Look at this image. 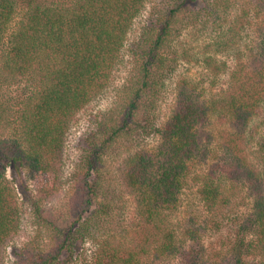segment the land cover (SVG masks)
I'll return each instance as SVG.
<instances>
[{
    "label": "trees",
    "instance_id": "16d2710c",
    "mask_svg": "<svg viewBox=\"0 0 264 264\" xmlns=\"http://www.w3.org/2000/svg\"><path fill=\"white\" fill-rule=\"evenodd\" d=\"M19 1L0 0L1 68L30 76L38 90L19 109L15 136H2L13 120L0 105V264L9 249L18 264H59L85 238L95 244L87 264H144L148 254H173L166 220L190 182L214 220L229 216L236 190H246L252 217L235 220L228 252L231 264H264V0H163L138 33L135 20L148 0H22L26 9L7 41ZM125 48L131 67L122 103L82 139L72 218L62 226L44 206L64 192L69 132L112 86ZM198 65L205 73H192ZM225 75L227 84L218 86ZM170 79L174 103L157 123L156 105ZM134 136L156 141L118 166L138 218L126 244L108 232L109 206L100 202L93 176L114 143ZM21 197L30 200L40 228L19 247ZM187 264L209 263L192 251Z\"/></svg>",
    "mask_w": 264,
    "mask_h": 264
},
{
    "label": "rangeland",
    "instance_id": "374dc122",
    "mask_svg": "<svg viewBox=\"0 0 264 264\" xmlns=\"http://www.w3.org/2000/svg\"><path fill=\"white\" fill-rule=\"evenodd\" d=\"M45 3H64L72 4L74 0H40ZM163 0H148L144 10L135 20L133 32L138 33L146 16ZM17 12L7 30V41L10 33L17 26L20 18L26 9L25 3L18 2ZM4 39V41H5ZM1 55V54H0ZM126 48L124 49L122 61L115 72L112 86L89 106L83 109L75 123L73 124L69 135L66 154L65 169V189L60 199L50 202L44 206L45 214L53 219H57L60 225H66L70 222L71 203L74 201V189L72 187V175L76 171L77 165L84 153L82 139L86 132L90 131L99 122V119L106 118L114 109L122 103L124 94V83L131 67V58L128 56ZM0 59V105L4 106L6 113L11 118L7 126L2 129L3 137H12L18 134L17 115L19 109L24 105L30 96L38 90L36 80L30 76L13 77L4 73L1 68ZM195 75L203 74L202 67L194 66L191 69ZM175 80V79H174ZM227 84V76L219 79L218 86L224 87ZM174 81H166V87L162 90L156 105L154 120L157 123L167 119L171 105L174 103ZM156 138L153 136L144 137H123L113 144L112 149L105 153L102 165L99 171L94 174L93 179L99 186L100 202L109 206L108 214L105 216L108 232L123 239L126 244L132 242V235L136 232L138 218L135 211V197L128 192L125 185L119 178L118 166L123 158L134 151L137 147L146 144H153ZM222 155H219V162L224 161ZM223 164V163H222ZM8 179L11 180L10 170H8ZM31 194L34 190L31 188ZM21 196V194H20ZM22 206V231L16 241L19 247L32 240L40 228L37 226V219L33 212V205L30 200L21 197ZM252 199L245 189L236 190L234 204L230 210L229 216L216 217L207 212L203 202L197 193V186L190 182L185 186L181 195V204L174 214H170L166 220L167 227L175 235V253L162 257H156L148 254L144 257V264H187L189 253L202 256L209 264H231L232 260L228 252V235L232 233L235 220H244L252 217L253 206ZM220 224H217V222ZM47 232H43L45 234ZM135 242L138 239L134 240ZM40 242L48 247L51 240L48 236L41 237ZM95 244L92 238H85L78 241L71 252H65L60 258L59 264H87L93 260ZM5 264H18V258L9 249L7 251Z\"/></svg>",
    "mask_w": 264,
    "mask_h": 264
}]
</instances>
